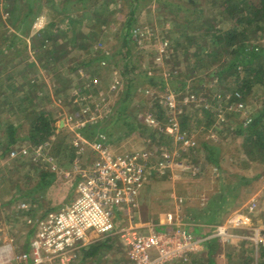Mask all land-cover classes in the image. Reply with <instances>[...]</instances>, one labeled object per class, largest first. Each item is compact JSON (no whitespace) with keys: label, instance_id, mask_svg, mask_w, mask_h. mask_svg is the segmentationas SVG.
<instances>
[{"label":"rangeland","instance_id":"obj_1","mask_svg":"<svg viewBox=\"0 0 264 264\" xmlns=\"http://www.w3.org/2000/svg\"><path fill=\"white\" fill-rule=\"evenodd\" d=\"M28 1L0 0V49L11 42L9 36L12 33H17L28 42V48L25 49L19 41L14 40L15 47L21 50V54L15 57L16 63L21 58V64L10 62L0 74L3 77L13 76L25 90H30L29 84L34 82L41 86L32 91L42 96L36 98L38 100L35 102L38 104L35 106L37 109L52 111L57 118V128L47 140L37 143L31 137L33 126L27 121L23 122L18 128L20 139L5 153L6 142L4 143L3 130L0 129V242L13 238L17 241L16 244L29 248L33 229L38 232L39 226L32 229L27 221L28 217L43 215L70 198L74 186L65 172L73 169V155L76 151L72 140L83 127L79 121L83 119L87 124L107 123L113 110H119V97L126 84L120 68L126 61L131 69L128 74L134 78L136 86L125 109L128 122L133 127L124 121L114 123L113 136L116 137L118 133L121 136L112 139L105 132L106 142L119 151L153 149L155 154L162 151L164 145L173 157L167 167L170 174L165 177L159 175L163 169L159 167V161L150 174L157 181H168L170 184L171 179H177L176 184L172 185L179 202L181 196L189 191V186L193 190L198 178L210 177V173L219 177L218 170L220 174L223 173L221 170L225 166L224 162L213 168L210 145L200 143L203 139L202 142L208 144L206 138L210 134L225 136L226 140L222 141V137L220 140L224 149L229 148L227 152H232L233 155H236L234 152L239 151V147L240 152L253 148V153L246 152L250 157H255L254 180L241 190L239 205L250 196L254 186L264 185V150L261 151L258 145L250 142L244 143L248 131L243 135H238L237 132L241 123L246 125L251 114L264 106V51L250 60L238 59L234 66L229 67L237 53L224 52L216 57L215 53L210 55V52L205 51L208 50L207 47L197 45L210 40V33L216 27L225 29L231 24L229 18L225 17L227 15L223 16L213 0H30L33 8L39 3L42 8L33 18L29 31L23 32L16 28V18L19 13L28 9ZM131 3L138 4V7L129 41L131 53L126 57L121 27L132 7ZM63 6H68L67 10L62 11ZM102 9L103 15L100 16ZM48 24L53 40L46 43L55 48L53 55L48 54L47 45L38 46V49L34 47L37 36H42V31ZM80 31H91L93 37L87 36L84 40L66 45ZM187 35H195V39L191 42ZM253 36L255 37L249 40L250 46H264V30H259ZM197 49L203 50L200 56L195 52ZM10 50H14V47ZM99 51L111 56L110 60L94 61L86 67L79 65L90 54L94 56ZM117 61L118 64H115ZM3 62L0 61L1 64ZM74 65L80 67L76 69ZM144 72L149 76H159L156 77L158 79L163 78V87L148 84ZM249 79L251 87L248 88L246 84ZM25 81L28 83H24ZM237 92L240 96L236 95ZM170 100L175 102L176 109L170 112L171 116L181 122L183 130L196 131L199 141L197 147H183L173 134L165 131L169 110L162 111L155 104L158 101L170 106ZM239 100L245 103L244 110L235 109ZM91 101L95 103L92 104ZM161 114L163 118L159 117ZM150 116L159 118L160 123H151L150 119L153 117ZM128 127L133 128L132 131L126 132ZM39 145H44L39 154L33 153L31 156L30 152L22 153L24 147L33 151ZM89 157L93 161L99 156L92 153ZM254 164L250 172L254 171ZM193 166L198 167L199 173L193 172ZM43 170L48 173L45 178L41 177ZM172 173L174 174L171 176ZM223 174L230 178L231 184L237 181L236 173H231L233 176ZM46 180L51 182L47 184ZM180 180L188 182L183 189L179 185ZM262 187L257 195L258 205L250 211L254 219V213H258L259 219L264 221V186ZM23 202L28 207H23ZM153 204L156 207L160 203L154 199ZM247 210L248 204L244 207V211ZM223 217L217 215L216 218L224 220ZM213 227L203 225L201 232H210ZM157 228L163 230L169 227ZM233 228L234 231H239ZM211 242L212 251H209L210 247L206 244L188 260L172 264H260L262 261L259 247L251 238L235 236L217 238ZM91 244L98 245V249L90 256H84L82 251L73 264H130L127 244L118 236L100 237L87 247Z\"/></svg>","mask_w":264,"mask_h":264},{"label":"built area","instance_id":"obj_2","mask_svg":"<svg viewBox=\"0 0 264 264\" xmlns=\"http://www.w3.org/2000/svg\"><path fill=\"white\" fill-rule=\"evenodd\" d=\"M236 95L240 96L239 92ZM241 100L235 105L237 111L245 108ZM174 105L172 100L170 106L166 104L169 116L165 131L173 134L183 147L196 146L195 136L183 130L181 122L171 116ZM150 120L160 123L159 118ZM250 120L251 117L245 123ZM80 121V125L87 124L83 119ZM106 140L103 131L93 138L76 132L72 140L76 151L73 169L65 172L74 186L70 198L43 215L28 217L32 229L39 226L38 232L33 229L29 248L16 244L13 238L0 242V264H73L89 243L109 235L126 242L130 264L186 261L212 238L243 236L253 239L258 247L264 244V221L262 226L253 228L252 235H247L232 230L226 223L216 224L210 232L198 234L182 223L159 230L160 226L155 223L136 219L132 212L139 207L140 191L151 169L158 161L159 167L167 168L173 159L172 153L164 145L157 154L153 149L119 151ZM41 148L44 149V145L34 147L33 151L24 147L22 153L30 152L32 156L39 154ZM92 153L99 157L92 161L89 157ZM257 205V196H254L249 201V209L254 210ZM22 206L28 207V204L23 202Z\"/></svg>","mask_w":264,"mask_h":264},{"label":"trees","instance_id":"obj_3","mask_svg":"<svg viewBox=\"0 0 264 264\" xmlns=\"http://www.w3.org/2000/svg\"><path fill=\"white\" fill-rule=\"evenodd\" d=\"M214 3H216L217 7H219V11L224 15H227L225 17L229 18L231 21V24L229 27L222 29L221 27H216L214 29L213 33H210L211 39L208 40L206 43H197V45H201L204 47H207L208 50H205L206 52H210V55H213L212 53H215L216 57L220 56L224 52H230V53H237L236 58H233V61L230 62L229 67L234 66L238 59L242 60H250L251 57L255 58L256 56H260V54L264 51V46H258L253 45L250 46V42L252 37H255L253 35H257L259 30H264V0H213ZM133 3V2H132ZM131 3V5H132ZM28 9L22 11L18 14V17L16 18V28L23 31L28 32L30 29V26L32 24V20L37 14L39 13L40 9L42 8L41 3L37 5V9L33 8V3L28 1ZM68 6H63V10H67ZM138 7V4L132 5L130 11L126 15L125 22L122 24L121 27V34L123 37V45L126 46V52L124 56H129L131 53L130 47H129V41L132 38V27L133 23L136 21V8ZM36 9V10H35ZM105 9V8H104ZM197 8L194 9L196 11ZM100 16L103 15V9L99 13ZM73 22V18H72ZM51 24V23H50ZM50 24L46 26V28L42 31V36H37V43L34 45L36 49H38V46L41 47V45H47V52L49 55H53L55 48H51L46 41L53 40V36L49 34L50 30ZM252 25V26H251ZM251 26V28H250ZM92 32H84L80 31L76 34V36H73L72 40H68L66 45L68 43H75L78 40H84L87 36L91 37ZM188 38L191 40V42L195 39V35H187ZM81 37V39H79ZM87 37V38H88ZM93 37V35H92ZM207 38V37H206ZM10 43H6L3 48L0 49V52L2 53V56L0 57V61H4L2 64L0 63V73L2 70L9 66V63L12 62L13 64H21L20 60L16 63V56L21 54V50H19L17 47H15L14 43L16 41H19L20 44L23 46V48H28V42L20 36H18L17 33H12L11 36H9ZM41 39V40H38ZM14 41V42H13ZM79 42V41H78ZM175 43V42H174ZM212 45V46H210ZM214 46V47H213ZM12 47H14V50H10ZM50 47V48H48ZM189 48V46H188ZM200 48V49H201ZM206 49V48H205ZM203 50L199 51L198 49L195 51L198 56L201 55ZM62 51L59 52L58 58L60 57ZM108 54H104L102 51L98 52L96 55L90 54L88 59H84L80 62L79 65H83L84 67L88 66L89 64L93 63L94 61H98L101 59H109ZM202 59V57H200ZM110 60V59H109ZM115 64H118V61L115 62ZM21 67V66H20ZM80 66L74 65V68L78 69ZM134 67V65L132 66ZM130 65L129 62L126 61L120 68L121 75L126 78V84L125 88L122 91L121 97H119L121 101V106L119 110L116 109L113 110V115L107 123L99 122L97 123H88L85 126L81 128L82 133L89 137L93 138L95 137L98 132L104 131L106 132L112 139L118 138L121 136L120 133L116 137L113 135L115 134V131L113 130V124L120 123L124 121V123L131 125L128 122V116L126 115V108L127 105H129V101L132 97L133 89L136 88L134 84V78L129 76L130 71ZM220 72V70H219ZM144 76L148 79V84H154V85H160L164 83L163 78H156L159 76H149L144 72ZM25 80H27L26 75H24ZM18 81L13 78L11 75L1 76L0 74V129H2L3 136L5 138L4 143L6 142V145L4 147V153L5 151H9L11 146L16 143L20 136L18 135V128L21 126L23 122H28L33 126V130L31 132V137L35 139L37 143L42 142L44 140H47L49 136H51L56 128H57V118L54 116L52 111L48 109H37L35 104H38L35 102L36 98L42 97L41 94L38 92H32L37 88H40L41 86H38V84L31 83L29 84L30 90H25L18 85ZM24 83H28V81H25ZM23 83V85H24ZM246 86L249 88L251 87V80H247ZM92 87H95L92 86ZM97 87V86H96ZM181 87V86H178ZM94 91H99L97 88H92ZM15 97V99L13 98ZM118 99V101H119ZM117 101V102H118ZM92 104L95 103V101H91ZM156 106H159L162 111L167 110V106L161 104V102H156ZM165 106V108H164ZM31 107V109H30ZM163 113V112H162ZM251 120L244 125L243 123L240 124L239 130H237L238 133L242 134L247 133L245 136L244 143L247 144L250 142L253 145H258V148L263 151L264 150V106L257 112L251 114ZM12 117L15 119H12ZM159 117L163 118L164 116L159 115ZM184 123V121H183ZM101 124V125H100ZM130 127H133L130 126ZM127 131H130L133 128H127ZM132 131V130H131ZM120 134V135H119ZM46 138V139H45ZM197 147V146H196ZM194 148V147H192ZM249 150V149H248ZM253 152V148L250 150ZM75 155V153H74ZM73 155V156H74ZM215 159V158H214ZM214 159L210 158V161H214ZM215 163H217V159L215 160ZM35 166V165H34ZM48 175L47 171L43 170L41 172V177L45 178ZM52 180V179H51ZM51 180H46L45 183H50ZM239 230V229H238ZM212 238L207 241L208 247H210L209 251H212V245L213 242H211ZM210 242V244H209ZM98 245L91 244L88 247H85L84 249V256H90L93 254L97 249ZM259 257L262 259L260 261V264H264V244H262L259 247ZM213 262V260H211Z\"/></svg>","mask_w":264,"mask_h":264},{"label":"crops","instance_id":"obj_4","mask_svg":"<svg viewBox=\"0 0 264 264\" xmlns=\"http://www.w3.org/2000/svg\"><path fill=\"white\" fill-rule=\"evenodd\" d=\"M188 132L192 133L198 141L195 130ZM239 134L240 133H238V135ZM221 137L222 141L226 140L225 136L210 134L209 137L206 138L208 144L206 142H202L203 139L200 140V143L203 145H210V158H215L214 161H211L213 168H215V165L218 166L224 162L225 166L221 171L232 176L233 174L231 173H236V182L231 184L229 182L230 178L225 176L223 173H221L223 176H220L221 174L218 170L217 173H219V177L213 173L211 175L210 173V177L198 178L196 181L200 183L196 182L193 190H191L192 188L190 186H187L189 190L188 192L190 193H184L179 202L173 188V185H175L178 181L177 179L170 180L173 184L172 185L168 181H157L154 179L155 177L150 174L146 180V184H144L145 188L143 185L144 189L142 188L141 190L139 207L132 212L136 219L145 223H155L160 227L174 226V223H182L192 231L194 230V232L197 230L196 233L198 234H205L204 232H201L203 225L213 227L214 225L222 222L239 229L242 234L247 235H252L253 228L255 226H262L263 221H261V219H259L260 217L257 216L258 213H254V219L251 215L250 209L244 211V207L246 204H249L252 197L258 195L264 185L257 184L254 186L253 192L250 196L246 198L241 205H239L241 190L244 186L249 185L254 180L255 164L253 159L255 157L252 158L249 155V153L253 152L248 149L240 152L241 149L239 147V151H235L234 153L236 155H233L232 152H227L229 148L224 149L225 146L220 140ZM213 143H217V145H213ZM219 155L220 157L218 158ZM216 159L217 163H215ZM253 164L254 171L250 172ZM233 169L235 172H233ZM160 172L162 173L158 174L162 177L170 174L167 168L162 169V171L160 170ZM193 172L199 173L198 167L193 166ZM173 174L174 173H172L171 176ZM187 184V181L183 182V180H180L179 182L182 189ZM201 187L204 188L200 190ZM147 188H149V192L147 191ZM158 191L160 192L158 193ZM156 197H158V199ZM154 199L158 200L160 203L156 205V207L153 204ZM217 215L222 217L224 216L223 219H225L218 220L216 218ZM233 227L231 228L232 230H234ZM176 261L178 260L171 261L170 264Z\"/></svg>","mask_w":264,"mask_h":264}]
</instances>
